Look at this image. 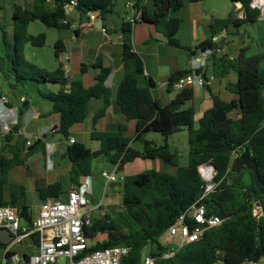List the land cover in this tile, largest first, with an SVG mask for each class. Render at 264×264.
I'll return each instance as SVG.
<instances>
[{"label":"trees","instance_id":"obj_1","mask_svg":"<svg viewBox=\"0 0 264 264\" xmlns=\"http://www.w3.org/2000/svg\"><path fill=\"white\" fill-rule=\"evenodd\" d=\"M70 0H32L29 7L12 5L11 34H7V22L0 19V72L5 80H13L9 87H27L32 83L38 86L39 97L50 105L49 114L59 117L55 133L69 139V130L76 124H81L86 118V112L93 99L102 98L103 107L92 118V130L89 139L98 142L101 155L111 165L118 164V170L135 159L162 161L165 166L176 168L174 175L149 171L147 173L124 176L121 186L123 196L121 209L96 220L89 228L84 229L85 237L94 241L89 251L112 247H126L128 255L121 264H139L146 255L156 258L155 264H252L264 258V69L259 68V58L247 55L241 49L236 57L220 54L219 45L210 57L213 77H223L233 71L237 76L234 84H228V92L237 99L227 103L218 97L213 98L212 107L207 110L193 128L194 111L185 108L193 99V90L180 91L166 106H160L153 98L151 88L153 82L148 80L145 87H140L137 78L143 75L144 68L141 59L133 51L131 33L133 24L146 22L152 24L163 35L166 44L180 48L177 34L180 26L178 18L173 15L183 6L184 2L192 3L202 0H146L138 7L139 17L132 22H122V64L124 77L118 85L115 104L120 113L129 121L135 122L133 142L141 143L142 150L130 147L129 139L124 137L125 125H118L115 131L98 132L94 125L104 116L110 103V91L105 81L110 73L101 69L95 77L94 84L84 88L79 83H71L69 92L52 91L46 85H65L67 78L60 66L49 72L28 63L22 55V46L29 43L33 47H42L46 36L41 33L36 36L27 34V27L33 21H39L47 28L69 30L72 19L64 6ZM117 0H77L80 16L93 13L102 22L116 14ZM251 0H230L239 3L243 8V17L230 15L226 19L212 20L208 32L211 39L232 28L236 35L239 29L247 24H255L259 16L257 10L249 8ZM137 3V1H136ZM105 30V27H102ZM107 32V31H106ZM77 34V32H74ZM211 39L202 46L211 44ZM54 46V56L62 52ZM189 50V49H188ZM191 56L196 50L188 51ZM8 65V72L2 70ZM178 72L168 81L167 88L184 74ZM25 107L22 109V111ZM237 111L239 117L232 118L230 113ZM185 129L187 132L188 149L187 163L179 164V156L167 144L172 134ZM149 133L160 134L164 144L156 146L146 140ZM23 144L19 139L6 136L2 147L10 158H0V206H11L17 209L25 206V189L19 185H7L8 172L23 164L20 153ZM244 150L248 151L250 159L255 162L257 177L261 183L262 195L253 197L255 185L252 174L239 159ZM92 150L82 143L74 141L64 149L65 161L69 162L67 172V187L80 186L82 178L92 174ZM236 154V158H233ZM202 165H210L214 169L210 192H205L207 182L199 173ZM8 186L9 197L4 199L3 189ZM68 189V190H69ZM60 183L54 182L43 189H38L40 200L60 198L68 192ZM259 203L262 216L255 221L251 215L250 201ZM194 206H203L206 216H216L219 225L204 231L200 239L194 243L178 247L174 255L168 259L161 256L168 251L169 245L161 243V236L176 223L178 218ZM26 225V224H25ZM30 228L31 225H26ZM102 236L103 239L95 240ZM37 245L35 235L30 237ZM5 248L0 245V249ZM15 254L7 251L5 264ZM23 261L17 264H28L29 256L23 254Z\"/></svg>","mask_w":264,"mask_h":264},{"label":"crops","instance_id":"obj_2","mask_svg":"<svg viewBox=\"0 0 264 264\" xmlns=\"http://www.w3.org/2000/svg\"><path fill=\"white\" fill-rule=\"evenodd\" d=\"M129 1L134 3V9L128 8V13H125L122 17L115 14L107 18L105 22L101 21L102 27H105V30L103 29L104 31L98 30L94 26L91 28H81V24H79V27H77L73 24V20L70 21L72 23V26L69 29L71 33L70 37L65 38V40L62 38H58L56 40V42L59 41L58 46L62 49V52L59 54V56L62 53H67L69 55L70 71L66 76L67 83L62 86L46 85L45 87L51 89L52 91H62L66 93L69 92L71 83H79L84 88H88L94 84L95 77L99 74L101 69H108L110 73L105 81V86L110 91V103L105 109L104 116L97 120L94 128L98 132H112L116 130L118 125H125L126 131L124 132V137L132 141L135 133V122L132 120L128 121L124 115L120 113L117 105L115 104L116 91L119 83L124 77V68L121 59L122 31L120 25L122 22H132L134 18L139 17L140 12L138 7L143 6L146 3V0H127L126 3ZM31 4L32 1L29 2L27 7H29ZM136 6L138 7L136 8ZM230 15L234 16L235 18H242L243 8L241 4L231 3L230 0H202L192 3L184 2L183 6L173 15V17L178 18L180 21L177 34L180 48L168 46L163 35L160 34L152 24L146 22H138L133 24L131 33L133 51L141 59L144 68L143 75L137 78L138 85L140 87H145L147 81L151 80L153 82V88H151V94L153 98L159 103L160 106H166L179 93L178 91H175L172 86L167 88L168 81L174 74L178 72L182 73L188 70L189 60L192 57L188 51L196 50L197 54L200 53L202 49H205L207 46L201 47V45L211 39L208 28L212 20L226 19ZM7 17L9 16L5 12L4 3H2V0H0V19L5 20ZM98 19L99 18H97L96 21ZM259 23H262L264 27V15H259L255 24H247L242 26L236 35L232 34L234 29H227L226 35L224 37V45L222 46V49L219 51V53L228 54L231 58H233L239 54L241 49H245L247 50V54L252 47V45L248 44L247 40L251 39V43H257L261 49L255 54L250 55L258 56L259 68L264 69V66L261 68V63H264V39H258L255 41L254 38H250L248 33V30H253L252 26H258ZM257 28L262 29V27L259 26ZM10 29L12 31V26L11 24H8L6 29L8 35L11 34ZM75 31L77 34L74 33ZM111 34L115 35L113 40L110 39ZM221 37H223V34L216 36L219 41ZM237 42L239 46L237 45ZM59 56L57 58L55 57L57 67L59 66ZM57 67H53L48 71L52 72ZM8 68L9 67L7 64L2 66V70L4 72H8ZM204 74L207 81L206 85L203 87L190 88L193 90V99L185 105V108H191L194 111V129L198 128L199 120L203 114L212 107L214 97H218L227 103L237 99L236 95L228 92L226 89L228 84H234L237 81V76L233 71L228 72L223 77H213L211 63L208 61ZM9 80H5L0 72V95H4L8 100V103L5 105L0 103V158L2 156L10 158V155L2 149L6 136L11 137L13 142H15L21 136L25 135L26 129L30 127L32 122H37L34 135L38 137L42 136V138H44L47 136V131L55 133L54 131L57 129L59 124L58 115L49 114L50 105H46L43 102L44 100L42 101V99L39 97L38 88L37 96L30 102L29 98L17 91V87L14 89L9 87ZM7 89H9L10 93L7 91ZM21 98H24V102L22 103H20ZM20 104L23 106L21 107ZM24 107L25 109L22 111ZM102 107V98L93 99L90 102L89 108L87 109L84 122L72 126L69 130V133H87V137H89V133L92 130L93 115ZM29 111L30 113H28ZM230 116L232 118H237L239 117V113L237 111H233L230 113ZM185 132L186 130L183 129L177 134ZM174 134L168 137L166 142L170 149L178 154L179 164L184 166L187 163V156L183 157L180 154L179 148L174 143H168L169 138L174 136ZM69 139L75 141L72 137ZM86 139L84 138V143L82 144L85 145ZM25 141H27V138ZM40 142L41 140H39V143ZM130 147L138 151L142 150V146L134 143L133 141L130 143ZM20 158H22L21 153ZM183 158H185L184 161H182ZM233 158L235 159L236 155H234ZM61 160L62 162L58 163L56 166L53 165V163L50 164L46 162L44 164V168L48 172L47 181L43 182L42 180V182L33 183V189L38 199L37 212L39 207L44 202L38 197V189H43L47 185L57 182L60 183L64 191H66L68 182V180H66V175L70 166L68 165L66 167L65 165L64 168H61V165L66 163L65 160ZM156 160L157 159L151 161L155 162ZM159 162L160 163L156 164H161L160 166L163 168V171L169 175H174V171L167 169V167L171 166H165L162 161ZM22 165L16 166L8 172L7 185L14 184L23 186L17 181L13 180L11 182L9 180L10 175ZM7 185L3 189V196L6 200L9 197ZM25 207H27L28 211L29 207L26 202V190ZM37 212L33 219L30 218L31 222L35 219ZM101 239H103V237L98 236L95 240ZM22 244L27 249H30L31 253L18 254L13 249L11 244L4 245L5 248L0 249L2 257L1 264H3L4 253L6 251H12L15 254L21 256L23 254L31 255L33 252H35L36 245L33 244L31 239H27Z\"/></svg>","mask_w":264,"mask_h":264},{"label":"built area","instance_id":"obj_3","mask_svg":"<svg viewBox=\"0 0 264 264\" xmlns=\"http://www.w3.org/2000/svg\"><path fill=\"white\" fill-rule=\"evenodd\" d=\"M126 7L134 9V3L129 1L126 3ZM64 8L67 12H75L77 0H70ZM249 8L257 10L259 15H264V0H251ZM96 19L95 14L87 13L86 22L81 24L80 27L91 28L94 26ZM102 31L104 30L102 29ZM218 42V38H212L210 49L205 48L190 58L187 72L179 76L172 85L175 91L180 92L184 89L206 85L207 81L204 74L206 64L210 61L212 53L217 51L216 48H212V45L217 47ZM58 63L64 75L67 76L70 71L69 55L62 53L58 58ZM22 102H24V98L20 99V103ZM0 103L3 105L8 103L4 95H0ZM68 143L71 145L74 141L69 139ZM25 144L28 145L29 142L26 141ZM112 168L110 173H101L105 187L112 183H121L124 179V176L119 174L118 164L112 165ZM200 168L214 170L210 165ZM200 168L201 177L208 183L205 192H210L214 187L211 183L213 177L211 174L208 178L203 177ZM85 179L86 186L80 184L78 187L70 188L64 197L45 200L39 207L30 228H27L26 225H20L22 220L19 217V209L11 206H0V229L7 230L10 233L12 237L11 245H21L24 241L30 239L32 235L37 238L35 252L28 255V264H57V260L60 258H64L66 264H121L122 260L128 255L126 247L88 250V239L84 235V229L91 227L96 220L105 217L106 206L101 203L91 204L89 200L91 193L89 177ZM249 204L252 218L257 221L262 216L261 206L254 200L250 201ZM120 209L121 205L118 210ZM220 222L221 220L216 216H206L203 206L191 207L164 233L167 241L175 242L168 244L170 247L161 258L168 259L172 257L178 247L198 241L204 231L219 225ZM6 261L7 259L4 258L3 264ZM22 261L23 257L18 254H13L9 258L10 264L21 263ZM155 261V257L144 255L139 264H155ZM252 264H264V258Z\"/></svg>","mask_w":264,"mask_h":264},{"label":"rangeland","instance_id":"obj_4","mask_svg":"<svg viewBox=\"0 0 264 264\" xmlns=\"http://www.w3.org/2000/svg\"><path fill=\"white\" fill-rule=\"evenodd\" d=\"M32 0H2V3H4V8L6 14L9 16L5 19L7 24H11V14H12V5H21L24 7H27L29 5V2ZM126 1L127 0H117L115 5V12L118 16H123L125 13H128V8L126 7ZM68 16L74 21V25L79 27V24H83L86 22V16L78 15L74 11H68ZM262 27V29H258L257 27ZM258 26H252L253 30H248L250 38H254L255 41L258 39H264V27L262 23H259ZM88 31V30H86ZM11 32V29H10ZM45 34L46 39L45 43L42 47H33L29 43H25L22 46V55L24 59L36 66L39 69L48 71L51 70L53 67H57V63L55 61L54 56V46L55 42L58 38H62L65 40V38L70 37V31L69 30H57L52 28H47L43 24H41L39 21H33L29 23L27 27V34L36 36L38 34ZM251 39L247 40L249 45H252V47L249 50V53L247 55L251 56L250 54H255L258 52L261 48L257 43H251ZM237 45L239 46L238 42ZM247 51V50H246ZM264 66V63H261V68ZM37 88L38 86L35 84H28L27 87H17V91L19 93L24 94L27 98H29L30 102L37 96ZM7 91L10 93L9 89ZM43 101V100H42ZM46 105H49L48 102L43 101ZM34 103V102H33ZM21 107L23 106L20 104ZM36 106V105H35ZM39 107V105H38ZM30 113V111L28 112ZM25 123V122H24ZM37 122H32L30 127L26 129L25 135L21 136L19 138L20 143L23 144L22 149V158H23V165L18 167L9 177V180L12 182L17 181L21 183L25 190H26V202L29 207L28 214L30 218H34L36 212H37V195L33 189V183L35 182H45L48 178V172L44 168V164L46 162L53 165H57L58 163L62 162V155L64 154V149L68 145V140L63 138L58 133H52L50 131H47V136L42 138V136H36L34 135V130L36 127ZM179 133V132H177ZM175 133L174 136L169 138L168 143H174L180 150V154L184 157L187 156V134L181 133L177 134ZM72 137L77 143H84L87 148L92 149L93 151H99V144L98 142H92L90 141L89 137H87V133H69V138ZM27 138V141L29 142L28 145L25 144V139ZM146 140L152 141L156 146H160L164 144V137H162L160 134L156 133H149L145 136ZM38 140H41L40 143L36 142ZM136 144H139L142 146L141 143L136 142ZM92 151V152H93ZM65 160V157L63 158ZM185 158H183L182 161H184ZM157 161V162H156ZM151 161V160H142V159H135L134 161L127 163L124 165L123 169L119 171V174L123 176H135L143 173H147L149 171H155L159 173H165L163 171V168L160 166V160ZM69 165V162L66 161V163L61 165V168H64ZM163 165V164H162ZM112 165L106 161L105 157L100 155L97 157V159H93L92 161V174L89 177V185L91 187V193L89 200L92 205H96L98 203L103 204L106 206V212H108L109 215H113V213L118 212V208L121 205L122 202V196H123V187H112L109 186L105 187V182L101 178L102 172L110 173L112 171ZM167 169L174 171V174L176 173V169L173 167H167ZM201 173L203 175V172L205 169L200 168ZM211 176L214 175V170H211ZM118 176V174H117ZM210 176V175H209ZM67 177V175H66ZM204 177V175H203ZM67 180V178H66ZM81 185L87 184L86 179L82 178L80 180ZM69 188L67 187L66 190ZM21 226H25V223L23 221L20 222ZM165 240V242H164ZM160 241L164 245H168L169 243H173L175 241H167L165 234H163L160 238ZM94 241L88 240L87 244L90 246L93 244ZM13 249L18 253H31L30 249H27L23 244L22 245H12ZM148 253V249L145 248L143 251V254L146 255ZM2 262L1 257V251H0V264ZM57 264H66V260L64 258H60L57 260Z\"/></svg>","mask_w":264,"mask_h":264},{"label":"water","instance_id":"obj_5","mask_svg":"<svg viewBox=\"0 0 264 264\" xmlns=\"http://www.w3.org/2000/svg\"><path fill=\"white\" fill-rule=\"evenodd\" d=\"M75 11L77 13H80V10H78V8H75ZM243 17V15H242ZM94 27L98 30H102V22L100 19H98L95 24H94ZM226 35V31L223 33V37H221L220 41H219V46L222 47L224 45V37ZM114 34H111L110 35V39L113 40L114 39ZM211 48V44H208L206 49H210ZM204 49H202L201 51H203ZM9 83H14L13 80H9ZM39 143V140L36 142V144ZM101 155V151H93L91 153V156H92V159H96L97 157H99ZM65 157V154L62 155V159ZM239 159L240 161L242 162V164L245 166V168L251 172L252 174V180L254 182V185H255V192L253 193V197H257L259 195H262V192L260 190L261 188V183L259 182L258 180V177H257V170H256V165H255V162L250 159L249 157V154H248V151L247 150H244L242 154H240L239 156ZM203 166H206V165H202L201 167ZM120 187L121 186V183L117 182V183H112L109 185L110 188L112 187ZM19 217L20 219L26 223L27 225H30L31 224V219L29 217V214H28V211H27V207H21L19 209ZM11 235L10 233L7 231V230H4V229H0V244L1 245H9L11 243Z\"/></svg>","mask_w":264,"mask_h":264},{"label":"bare ground","instance_id":"obj_6","mask_svg":"<svg viewBox=\"0 0 264 264\" xmlns=\"http://www.w3.org/2000/svg\"><path fill=\"white\" fill-rule=\"evenodd\" d=\"M210 173H211V170L207 168V169L204 170L203 175H204L205 178H208Z\"/></svg>","mask_w":264,"mask_h":264}]
</instances>
